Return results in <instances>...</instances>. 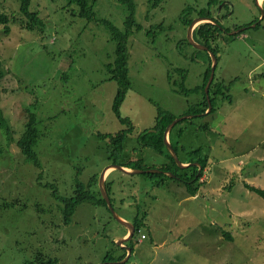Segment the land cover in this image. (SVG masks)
<instances>
[{
  "label": "rangeland",
  "instance_id": "rangeland-1",
  "mask_svg": "<svg viewBox=\"0 0 264 264\" xmlns=\"http://www.w3.org/2000/svg\"><path fill=\"white\" fill-rule=\"evenodd\" d=\"M209 1L134 0L139 29L128 36L131 87L120 107L134 129L120 163L168 162L141 146L138 134L153 126L156 105L178 118L202 101L212 56L188 39L198 11L209 5L230 31L210 41L218 50L213 110L208 105L180 119L168 136L181 162L206 157L195 195L176 179L159 186L143 173L114 169L106 180L114 212L143 221L125 243L132 248L127 260L117 264H264V197L249 187L264 190V2ZM29 10L35 21L20 11L19 0H0L8 16L0 23V107L12 130L9 140L0 129V264H36L38 256L54 264H102L107 254L116 259L126 251L118 244L126 228L107 206L91 202L64 223L52 191L72 196L78 183L99 190V175L111 163L107 139L98 133L125 126L111 109L116 83L106 67L115 43L104 20L124 30L128 8L95 0L91 20L69 0H31ZM238 26L245 28L232 34ZM192 37L205 45L196 32ZM27 110L37 116L38 164L15 145Z\"/></svg>",
  "mask_w": 264,
  "mask_h": 264
},
{
  "label": "trees",
  "instance_id": "trees-1",
  "mask_svg": "<svg viewBox=\"0 0 264 264\" xmlns=\"http://www.w3.org/2000/svg\"><path fill=\"white\" fill-rule=\"evenodd\" d=\"M20 1V11L27 16L32 21H35L37 19V15L34 11L29 10V5L31 0H19ZM122 3L127 5L128 8V14L126 16L125 22H124V30L119 29L115 25H113L111 22L104 20L105 25L108 26V29L110 30V39L115 43L114 44V51H113V61L107 63V73L109 75V79L114 80L116 83V91L113 96L111 109L120 122V124L124 125L125 128H122L114 133H98V136L104 139H107L109 151H107V159L111 163H117L121 166H125L128 168H139V169H150L154 168L155 166H144L142 163H140L138 160L136 161H127L126 163H120L118 160L120 158V154L123 151L124 142L130 134L134 127L129 121L127 117H123L120 114V107L125 99L127 91L131 87V79L129 76V66H128V47H127V41L128 36L131 33V31L135 29H139V25L135 22L134 19V11H135V3L134 0H119ZM156 1L154 0V4H156ZM213 1V0H210ZM209 1V3H210ZM70 3H74L77 6V15L83 18H86L88 20H91L94 16L93 11V4L95 0H69ZM214 2V1H213ZM198 16L201 17H211L213 20H215V24H212L210 22H202L199 25H197L193 32H196L197 35L203 40V44L208 47L209 51L213 52L214 55L217 53V46H211L210 41L215 42L217 38L220 36H223L224 34H227L225 31L230 30L229 28L223 27L219 20L217 18H214L210 15V7L209 5L206 8H201L198 11ZM192 19L188 18L184 20V24L187 26L191 22ZM8 21V16L6 13H0V23H5ZM256 26H259L260 21H255ZM6 31H8V26H6ZM239 28L241 26H238ZM237 28V27H235ZM245 28V27H244ZM244 30V29H243ZM240 32V31H239ZM239 32H235L234 34H238ZM211 63L212 60L210 59L209 69L205 72L204 79H203V99L198 104V108L188 109L186 112L187 114L193 113V117L199 115V113H202L203 111L207 110L208 107V100L211 104V108L209 111L213 110L212 102H213V96L210 95L211 93V87L213 85V79L210 83V86L208 88V100L206 98V94L204 92L205 84L208 80L210 70H211ZM261 76H264V73H261ZM215 86V85H214ZM183 90V89H182ZM157 111L156 116L154 119V124L150 128L144 129L141 131L137 136V141L141 146L143 147H149L153 149L155 152L165 156L169 161V163L159 165L155 168L161 170V172H143V174L153 178H157V181H153V184L155 185H163L165 179H176L184 184L186 187V190L189 194L195 195L197 191L196 183L200 184V176L206 168V157L200 156L197 157L196 160H190V162H187L188 165L186 167L180 168L176 165V162L174 161L173 157L168 152L164 142H163V132L166 128V126L172 122L173 119L176 118L172 113L169 111H166L156 105ZM28 119L24 123L23 130L20 133L19 137L15 140V145L19 149L20 153L26 158V160L31 161L35 164L39 163V158L37 153L34 150V146L37 143L38 139V129L36 127L37 123V116L34 112L28 111ZM184 119V118H183ZM180 121V120H179ZM177 121L176 123H178ZM175 123V124H176ZM174 124V126H175ZM172 127V129L174 128ZM205 127V126H204ZM0 129L4 132L5 136L11 140L12 139V130L7 122L6 118L3 115V111L0 107ZM171 129V130H172ZM170 130V133H171ZM169 133V135H170ZM173 149L177 153V147L172 144L170 141ZM197 150H191V152H194ZM198 163V164H194ZM175 166V169H174ZM190 168L191 174L190 175H180L177 173L176 170L178 169H185ZM164 171H170L174 174V176H168L165 174ZM97 177V174L94 176L93 180ZM107 179H105V186L106 190L109 196L110 193V187L108 185V182H106ZM93 184V183H92ZM75 193L72 196H63L58 193V191L53 187L52 195L61 203V213L63 215V222L67 223L72 219V215L74 214L76 207L83 203V202H91L93 204H102L107 206L106 201L102 197L100 190L96 189L89 190L84 189L83 185L78 183L76 185ZM252 190L256 191L259 195L264 197V190L249 186ZM111 201V200H110ZM133 224L135 227V233H138L141 231V227L143 224V221L139 220H133ZM135 236V235H133ZM131 240V239H130ZM132 251V248H131ZM126 255V251L119 256L116 259H112L110 254L106 255V258L104 259V264H115L112 263V261L121 260ZM38 256L36 259V264H54L55 260L52 258H44ZM107 261V262H106ZM108 261H111L110 263Z\"/></svg>",
  "mask_w": 264,
  "mask_h": 264
},
{
  "label": "water",
  "instance_id": "water-1",
  "mask_svg": "<svg viewBox=\"0 0 264 264\" xmlns=\"http://www.w3.org/2000/svg\"><path fill=\"white\" fill-rule=\"evenodd\" d=\"M258 4H260L258 2V0H256ZM202 22H210L212 24H215V20H213L211 17H201V16H198L196 17L191 23L190 25L188 26V39L189 41L194 44L195 46H198V47H201V48H204L206 50H209L207 46L205 45H201V44H198V43H195L194 40H193V37H192V32L195 28V26L197 25V23H202ZM256 23H254L253 25H255ZM244 29V27H240L234 31H232V34H234L235 32H239V31H242ZM211 52V51H210ZM211 56H212V63H211V71H210V74H209V77H208V80L205 84V87H204V92L206 94V98L208 100V88L210 86V83L213 79V71H214V66L216 64V59H215V55L213 52H211ZM208 105H209V109L211 108V104L208 100ZM193 115L191 114H186V115H183L181 117H178V118H175L172 120V122H170L164 132H163V142L168 150V152L170 153V155L173 157L174 161L176 162V164L180 167V168H183V167H186L188 165V163L184 164L182 163L175 150L173 149L171 143L169 142V139H168V136H169V133H170V130L172 129V127L174 126V124L179 121L180 119L182 118H190L192 117ZM194 164H198V163H194ZM118 169L120 171H123L125 173H143V172H161V170L157 169V168H150V169H139V168H129V170H126L123 166H121L120 164H117V163H109L107 166L104 167V169L101 171L100 175H99V179H98V185H99V190H100V193L102 195V197L104 198V200L106 201V204H107V207L109 208V210L113 213L114 217L117 219V221L123 225L126 230H127V235L124 236V237H121L118 244L123 247L126 252H127V256L130 255L131 253V248L126 245L125 243L128 242L134 235L135 233V227H134V224L132 222H128L126 220H124L122 217L118 216L115 212H114V209L113 207L111 206V202H110V199H109V196H108V193H107V190H106V186H105V178H104V175H105V172L107 169ZM166 175L168 176H174V174H172V172L170 171H164ZM125 257V258H122L121 260H118V261H114L112 263H123L124 261L127 260L128 257ZM102 264H104V262H102Z\"/></svg>",
  "mask_w": 264,
  "mask_h": 264
},
{
  "label": "crops",
  "instance_id": "crops-1",
  "mask_svg": "<svg viewBox=\"0 0 264 264\" xmlns=\"http://www.w3.org/2000/svg\"><path fill=\"white\" fill-rule=\"evenodd\" d=\"M258 2L260 3V4H262L263 2H264V0H258ZM167 159V158H166ZM167 161H168V159H167ZM166 163H169V162H165V163H163V164H166ZM182 163H184V164H186L187 162H186V160H184ZM126 170H129V168L128 167H125V166H123ZM113 171H114V169H112V168H110V169H107L106 170V172H105V175H104V178L105 179H107L112 173H113ZM123 172V171H122ZM123 173H125V172H123ZM125 174H133V173H125ZM110 189H111V187H110ZM125 220V219H124ZM132 223H133V221H132ZM127 231L126 232H124L123 234H122V236L124 237V236H126L127 235ZM118 238V237H117Z\"/></svg>",
  "mask_w": 264,
  "mask_h": 264
},
{
  "label": "flooded vegetation",
  "instance_id": "flooded-vegetation-1",
  "mask_svg": "<svg viewBox=\"0 0 264 264\" xmlns=\"http://www.w3.org/2000/svg\"><path fill=\"white\" fill-rule=\"evenodd\" d=\"M214 18H217L218 20L220 19V17H218V16H217V17H214ZM236 29H238V28H236ZM236 29H234V30H236ZM234 30H233V31H234ZM229 31H230V30H227V31H225V32H226V33H229Z\"/></svg>",
  "mask_w": 264,
  "mask_h": 264
},
{
  "label": "built area",
  "instance_id": "built-area-1",
  "mask_svg": "<svg viewBox=\"0 0 264 264\" xmlns=\"http://www.w3.org/2000/svg\"><path fill=\"white\" fill-rule=\"evenodd\" d=\"M145 237H146V235L141 232L140 238H145Z\"/></svg>",
  "mask_w": 264,
  "mask_h": 264
}]
</instances>
